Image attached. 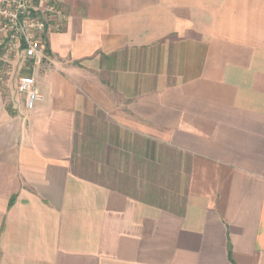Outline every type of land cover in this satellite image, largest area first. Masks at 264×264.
Here are the masks:
<instances>
[{"label": "crops", "instance_id": "crops-1", "mask_svg": "<svg viewBox=\"0 0 264 264\" xmlns=\"http://www.w3.org/2000/svg\"><path fill=\"white\" fill-rule=\"evenodd\" d=\"M0 89V264H264V0H48Z\"/></svg>", "mask_w": 264, "mask_h": 264}, {"label": "built area", "instance_id": "built-area-1", "mask_svg": "<svg viewBox=\"0 0 264 264\" xmlns=\"http://www.w3.org/2000/svg\"><path fill=\"white\" fill-rule=\"evenodd\" d=\"M65 18L48 0H0V89L13 86L28 111L42 99L30 71L45 56L43 38L60 32Z\"/></svg>", "mask_w": 264, "mask_h": 264}]
</instances>
